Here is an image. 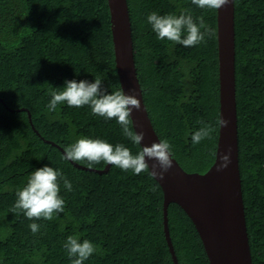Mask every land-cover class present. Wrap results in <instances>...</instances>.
I'll use <instances>...</instances> for the list:
<instances>
[{"label":"trees","instance_id":"trees-1","mask_svg":"<svg viewBox=\"0 0 264 264\" xmlns=\"http://www.w3.org/2000/svg\"><path fill=\"white\" fill-rule=\"evenodd\" d=\"M126 2L153 129L184 171L205 174L216 158L220 127L217 9H198L190 0ZM181 10L211 30L206 43L186 48L157 40L144 22L152 11ZM110 19L107 0H0V264H70L62 247L68 235L97 247L84 264H174L164 234V194L148 167L134 175L111 165L104 171L103 162L89 169L61 159V149L81 136L122 143L134 153L141 146L87 106L47 108L50 90L65 80L98 77L109 91L121 90ZM234 31L244 215L252 263L264 264V0H234ZM201 122L213 131L192 144ZM130 127L134 131L131 119ZM45 164L59 168L73 190L61 189L64 212L30 221L14 207L15 192ZM32 222L40 225L35 234ZM167 223L178 264H210L179 205L169 204Z\"/></svg>","mask_w":264,"mask_h":264},{"label":"water","instance_id":"water-1","mask_svg":"<svg viewBox=\"0 0 264 264\" xmlns=\"http://www.w3.org/2000/svg\"><path fill=\"white\" fill-rule=\"evenodd\" d=\"M107 2L120 87L126 94H135L138 98L141 107L132 111L130 119L134 131L144 133L142 145H150L158 142L159 138L144 105L136 73L127 2L126 0ZM217 42L220 127L213 165L205 174L187 173L172 157V167L162 179L154 174L156 170L152 167V161H148L147 165L164 194V234L174 264L178 262L167 223V209L171 203L179 205L193 222L210 264H253L238 161L234 0H229L227 5L217 9ZM61 151L63 152L62 149ZM225 155L229 157L230 162L226 168H221V158ZM109 166L107 165L104 171H107ZM77 167L87 169L78 165Z\"/></svg>","mask_w":264,"mask_h":264},{"label":"clouds","instance_id":"clouds-1","mask_svg":"<svg viewBox=\"0 0 264 264\" xmlns=\"http://www.w3.org/2000/svg\"><path fill=\"white\" fill-rule=\"evenodd\" d=\"M190 3L198 9L215 10L227 5L229 0H190ZM144 22L157 40L186 48L206 43V38L211 34V30L204 27L200 17L194 19L192 14L185 10L164 14L152 11L146 15ZM58 104L69 108L87 106L92 115L101 117L106 122L114 121L131 145H142L144 133L134 132L130 127V114L141 107L135 94H126L121 90L109 91L98 77H94L91 81L71 79L65 80L62 87H53L50 90L48 110L54 111ZM221 123L226 122L221 121ZM212 131L210 124L201 122V126L190 135L191 143H200L208 138ZM61 159L77 162L89 169L103 162L104 165H111L125 172L130 171L134 175L143 172L148 161H152V167L156 170L154 174L161 179L173 163L172 146L165 139L150 145H142L140 150L134 153L122 143L112 144L105 139L90 136H81L68 144ZM221 160L220 167L226 168L230 162L229 157L225 155ZM61 189L71 192L72 181L59 168L45 164L32 170L24 186L16 190L14 207L30 221L51 220L64 212L65 200L60 194ZM28 228L35 234L39 231L40 225L32 222L29 223ZM62 247L70 264H84L98 251L92 241L81 240L74 235H68Z\"/></svg>","mask_w":264,"mask_h":264}]
</instances>
